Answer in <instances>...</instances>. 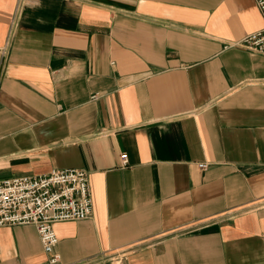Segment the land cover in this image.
Here are the masks:
<instances>
[{"label": "crops", "instance_id": "1", "mask_svg": "<svg viewBox=\"0 0 264 264\" xmlns=\"http://www.w3.org/2000/svg\"><path fill=\"white\" fill-rule=\"evenodd\" d=\"M263 26L255 0H0V181L88 173L63 264H264V54L231 45ZM48 257L0 226V264Z\"/></svg>", "mask_w": 264, "mask_h": 264}, {"label": "built area", "instance_id": "2", "mask_svg": "<svg viewBox=\"0 0 264 264\" xmlns=\"http://www.w3.org/2000/svg\"><path fill=\"white\" fill-rule=\"evenodd\" d=\"M264 18V0H255ZM264 54V26L231 44ZM98 95H93L97 98ZM123 166L128 155L121 154ZM206 168V163H199ZM93 216V196L88 173L82 168L52 169L38 175H22L0 181V226L33 224L37 227L48 264H63L55 248L59 242L55 224ZM125 252L116 255L120 264Z\"/></svg>", "mask_w": 264, "mask_h": 264}]
</instances>
